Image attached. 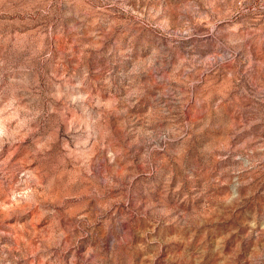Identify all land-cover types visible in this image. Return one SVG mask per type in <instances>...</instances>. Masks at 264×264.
Segmentation results:
<instances>
[{
	"label": "rangeland",
	"instance_id": "1",
	"mask_svg": "<svg viewBox=\"0 0 264 264\" xmlns=\"http://www.w3.org/2000/svg\"><path fill=\"white\" fill-rule=\"evenodd\" d=\"M0 264H264V0H0Z\"/></svg>",
	"mask_w": 264,
	"mask_h": 264
}]
</instances>
